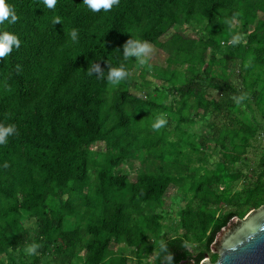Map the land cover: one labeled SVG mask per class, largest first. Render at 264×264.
Returning <instances> with one entry per match:
<instances>
[{"label":"trees","instance_id":"16d2710c","mask_svg":"<svg viewBox=\"0 0 264 264\" xmlns=\"http://www.w3.org/2000/svg\"><path fill=\"white\" fill-rule=\"evenodd\" d=\"M9 2L18 20L5 30L15 32L21 46L0 60V124L17 129L0 146V261L37 243V264L48 251L55 264L78 258L85 264H130L126 255L112 257V244H125L136 252V264L153 253L156 264H168L169 255L171 264H201L223 228L264 205V148L261 172L237 189L248 176L259 132L234 115L258 87L264 101V0H120L108 13L93 12L83 0H57L54 9L43 0ZM179 24L203 26L204 33L164 40ZM73 29L78 43L71 40ZM233 35H245L246 43L228 44ZM134 38L186 66L161 75L177 97L171 105L157 101L155 93H135L142 87L138 79L150 82L159 67L149 62L150 69L140 66V75L134 73L137 58L124 57ZM121 64L129 78L109 92L107 72ZM92 66L105 78L89 76ZM237 71L242 85L234 82ZM167 111L179 117L177 125ZM158 115L168 123L155 131ZM199 117L211 126L195 141L203 153L194 157L199 149L188 152L183 143ZM100 143L106 147L103 161L92 151ZM212 147V154L221 155L217 163L208 153ZM148 159L152 171L141 169L134 181L115 172L125 162ZM173 184L189 195L179 212L184 231L163 241L167 252L160 253L164 215L156 209ZM242 197L248 212L220 214ZM26 215L38 224L34 236L25 229ZM68 219H75L73 227ZM218 258L214 253L211 260Z\"/></svg>","mask_w":264,"mask_h":264},{"label":"rangeland","instance_id":"374dc122","mask_svg":"<svg viewBox=\"0 0 264 264\" xmlns=\"http://www.w3.org/2000/svg\"><path fill=\"white\" fill-rule=\"evenodd\" d=\"M264 18V15H261ZM254 29V26L251 27V30ZM175 33H183L189 37H199L204 33L203 26L198 27L195 24H179L170 30L164 37V40H168ZM242 43H246V36H242ZM240 42V43H241ZM152 47V52L150 53L149 62L158 66L159 69H153L149 74L150 82H145L142 79H138L142 85L139 90H135V93L140 95L143 98H148L150 93H155L157 101H165L169 105L173 103V100L176 99L175 94H170L167 85L161 78V75L164 71H174L176 69H185L186 66H183L176 61L172 60L168 54L162 51L160 48L156 47L153 44H150ZM225 45L223 50L227 49ZM213 58V56H211ZM142 67H136L134 69V73L137 76L140 75V71ZM240 73L237 71V74L234 76V82L237 85H242V79L239 77ZM119 86V85H118ZM116 86H112L109 88V92L113 90ZM261 88L258 87L257 91L260 92ZM214 92V91H213ZM215 93V92H214ZM258 93L255 97L246 96L239 103L237 109L234 111V115L240 118L242 121L256 127L258 129L257 137L252 141L253 146L250 149L248 164L246 165L245 172L248 175L242 180L241 184L237 185V189H242L244 185L253 183L255 180V175L261 172L260 161L262 156V148H264V101H261ZM167 115L173 118V124L177 125V121L179 119L178 116L174 114L173 111H167ZM210 119L204 120L202 117H199L195 120V124L191 128L190 136L183 143V148L190 152L191 147H195L198 152L194 154V157H199L203 153V147L198 145L195 141H197L199 136L206 135L210 129ZM106 147L104 143L94 144L92 146V151L95 153L94 155L103 161L104 152ZM213 147L208 149V153L212 154ZM221 155L218 152H214L211 156V160H214L216 163L220 159ZM197 164H193L192 168L197 167ZM152 160L148 159L146 163H142L141 160H136L133 162H125L119 167L115 169L117 174H128L131 179L134 181L137 179V176L141 169L146 171H152ZM193 170V169H192ZM189 195L185 194L179 187L175 184L171 185L167 190L164 198V204L156 209L157 212L162 213L164 215L163 219V233L160 237V241H165L166 239L173 238L176 234L183 233V229L180 225V217L179 212L186 207ZM240 209L241 211L245 210L248 212V207L244 204L243 197L238 199V204H226L223 210L220 212L221 215H226L229 212ZM239 217V216H236ZM86 219H82L80 221V225H85ZM25 229H28L31 234L34 236V232L38 229V224L35 219L30 218L28 215L24 218ZM75 219H68L67 225L74 226ZM30 245V243H28ZM193 247H196L197 250H203L204 246L200 244H194ZM25 249V248H24ZM23 250H16L11 252V255L3 256V260L0 261V264H37L35 261V256H28L25 254ZM111 251L113 253L112 257H118L120 255H126L129 257L130 264H136V252L129 249L125 244H112ZM84 254V253H83ZM214 254V251L207 252L206 257L211 258ZM85 256V254H84ZM40 264H55V256H53L49 251L42 257ZM73 264H85L84 258H78L74 260ZM141 264H156V253L152 255L145 256L142 259Z\"/></svg>","mask_w":264,"mask_h":264},{"label":"clouds","instance_id":"9594fccd","mask_svg":"<svg viewBox=\"0 0 264 264\" xmlns=\"http://www.w3.org/2000/svg\"><path fill=\"white\" fill-rule=\"evenodd\" d=\"M83 3L93 12H100L101 9L105 13L110 12L114 7H119L120 0H83ZM43 4L49 8L54 9L57 0H43ZM18 20V15L9 2V0H0V60L9 57L14 50H18L21 46V39L19 36L9 30H5L10 25L16 24ZM55 23H60V19L56 18ZM231 27L232 21H228ZM71 40L74 43H78V31L73 29L70 33ZM243 37L241 35H233L230 40L227 41L230 45H236L241 42ZM152 52V47L147 41H142L140 39H130L124 48L125 60L135 56L137 58L136 62L139 66H147L149 69L151 65L149 63L150 53ZM94 73H100V75H95L98 79H104V73L101 72L99 66H92L88 70V75L93 76ZM130 73L127 71L126 67L121 64L119 67H111L107 72V83L111 86H118L122 82L129 78ZM168 123L167 119L163 115L156 116L151 127L155 131H159ZM16 125L14 124H0V146L6 145L9 142V137H12L16 133ZM40 245L37 243H32L27 245L24 252L28 256H34L37 253ZM167 252V244L161 242L160 253ZM172 257L168 256V264H171Z\"/></svg>","mask_w":264,"mask_h":264},{"label":"water","instance_id":"95a60500","mask_svg":"<svg viewBox=\"0 0 264 264\" xmlns=\"http://www.w3.org/2000/svg\"><path fill=\"white\" fill-rule=\"evenodd\" d=\"M212 249L218 260L206 257L201 264H264V205L242 219L235 217L218 234Z\"/></svg>","mask_w":264,"mask_h":264},{"label":"flooded vegetation","instance_id":"af4514ba","mask_svg":"<svg viewBox=\"0 0 264 264\" xmlns=\"http://www.w3.org/2000/svg\"><path fill=\"white\" fill-rule=\"evenodd\" d=\"M237 225L235 224V225H233V229H235V227H236ZM227 227H229V225L227 226ZM230 228H232V227H230ZM211 259V258H210Z\"/></svg>","mask_w":264,"mask_h":264}]
</instances>
